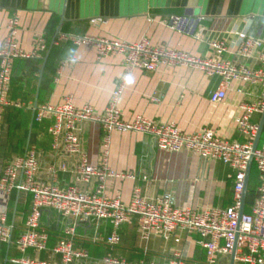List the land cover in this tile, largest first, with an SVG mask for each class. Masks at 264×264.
<instances>
[{"label":"crops","instance_id":"0c3cea01","mask_svg":"<svg viewBox=\"0 0 264 264\" xmlns=\"http://www.w3.org/2000/svg\"><path fill=\"white\" fill-rule=\"evenodd\" d=\"M16 15L20 17V45L31 50L36 36L41 34L48 50L40 59L15 60L9 98L22 102L23 107L5 110L0 127V175L13 157L24 155L35 146L40 153L42 179L60 187L76 185L83 191H93L95 182L77 180L72 167L74 159L63 148H52L48 133L52 120L36 123L35 109L45 103L60 105L71 97L76 105H90L97 113H103L113 91L123 81L126 83L120 109L125 121L142 116L157 123L174 124L185 134L211 128L229 141L243 139L236 124V118L242 114L240 105L258 99L262 93L260 86L234 81L224 101L212 102L210 95L222 80L218 75L210 76L185 65L160 66L154 71L136 69L127 75L123 55L99 56L93 46L72 41L57 45L54 41L63 33L130 43L146 38L154 47L165 46L205 57L212 53L209 41L213 38H222L231 45L238 43V32L264 38V0H0V45L7 36L10 19ZM172 15L193 21L173 29L169 20ZM198 18L201 21L195 22ZM69 58H74L73 62L61 68V63ZM224 58L259 67L256 61L234 53H226ZM262 118L263 113H257L253 121L260 125ZM81 128L83 150L89 161L98 165L102 161L104 128L93 122H84ZM61 163H66L68 170L54 176L51 168L58 169ZM109 164L116 171H134L137 175L135 180L109 179L106 183L107 195L119 196L124 203L131 201L136 186L149 199L169 197L177 207L198 211L226 209L234 203L229 165L188 150H161L150 135L114 131ZM257 174L253 162L246 212L251 211L258 194L257 190H249ZM31 199L30 194L22 191L12 195L8 224L14 236L24 229ZM69 222L55 210L44 211L42 226L50 233L49 247L59 241ZM111 231L108 221L83 222L76 228L75 244L97 260L111 253L129 261L164 263L179 254L186 264H207L199 235L178 232L169 240L154 235L146 242L141 239L137 219H133L121 226V241L112 247L107 242ZM23 256L58 260L51 251L23 253L14 240L0 243V264H10L12 258Z\"/></svg>","mask_w":264,"mask_h":264},{"label":"built area","instance_id":"2783aa9c","mask_svg":"<svg viewBox=\"0 0 264 264\" xmlns=\"http://www.w3.org/2000/svg\"><path fill=\"white\" fill-rule=\"evenodd\" d=\"M169 20L173 29L193 21L179 15H172ZM200 21L201 18L195 19V22ZM19 25L18 15L10 19L7 36L0 45V127L8 107H23L22 102L9 98L15 60L40 59L48 50L47 41L41 34L36 36L31 50L24 49L18 40ZM65 41L93 46L99 56L123 55L127 75L136 69L154 71L160 66L175 65L194 67L210 76L218 75L222 80L210 95L212 102L224 101L234 81L260 86L262 93L258 99L240 105L242 114L236 118V124L243 139L237 141L224 139L211 128L185 134L174 124L157 123L142 116L125 121L120 109V98L126 81L113 91L103 113H97L90 105L78 106L71 97H66L60 105L45 103L37 106L34 115L36 123L52 120L48 128L52 148L55 151L63 148L74 159L72 167L78 181L86 184L95 182L96 187L93 191H83L76 185L60 187L55 182L42 179L40 153L35 146L30 147L24 155L15 156L7 162L0 175V243L13 240L12 229L8 224L9 205L13 193L22 191L30 194L32 199L24 229L14 240L18 250L23 253L28 250L51 251L58 257V260L14 257L10 264H186L179 254L164 263L153 260L129 261L111 253L97 260L91 257L87 249L75 244L78 225L86 221H108L112 231L107 242L112 247L118 245L121 241V226L133 219H137L141 239L146 242L154 235L165 240L178 232L199 235V244L205 251L207 264H264V138L253 152L259 132V124L253 121V116L264 112V38L238 32V43L234 45L222 38H213L209 41L212 53L205 57H194L165 46L154 47L146 38L130 43L63 33L55 39L54 44ZM226 53L254 60L259 67L225 59ZM73 60H64L61 68ZM84 122L97 123L105 131L102 161L98 165L92 164L83 150L81 124ZM114 131L150 135L161 150H188L204 159L223 161L232 169L229 177L234 182V203L226 209L198 211L181 208L175 206L169 197L149 199L142 194L139 186L134 188L129 203H124L119 196L110 197L106 193L109 179L137 178L134 171L119 172L109 164L111 134ZM252 155L260 173L258 194L251 211L241 213ZM68 168L66 163H61L58 169L52 167L51 170L57 176L58 171H67ZM46 210H55L70 221L63 236L53 247H49V231L42 226V216Z\"/></svg>","mask_w":264,"mask_h":264},{"label":"water","instance_id":"95a60500","mask_svg":"<svg viewBox=\"0 0 264 264\" xmlns=\"http://www.w3.org/2000/svg\"><path fill=\"white\" fill-rule=\"evenodd\" d=\"M263 130H264V112H263L262 121L259 125V132H258V135H257L256 140H255L254 145H253V152L256 150V148L260 142L261 136L263 134ZM252 163H253V155L251 156V159H250L249 165H248V169H247V178H246V183H245V189L243 192V201H242L241 213L244 212L245 200H246V195H247V191H248L249 175H250V169H251Z\"/></svg>","mask_w":264,"mask_h":264},{"label":"trees","instance_id":"16d2710c","mask_svg":"<svg viewBox=\"0 0 264 264\" xmlns=\"http://www.w3.org/2000/svg\"><path fill=\"white\" fill-rule=\"evenodd\" d=\"M263 138H264V130H263V134H262L261 139H263ZM259 183H260V173L258 171L257 177H255L254 179H252L251 180V183L249 184V190H250L251 193H255L256 190L258 191ZM18 235L14 236V234H13V240H15Z\"/></svg>","mask_w":264,"mask_h":264}]
</instances>
